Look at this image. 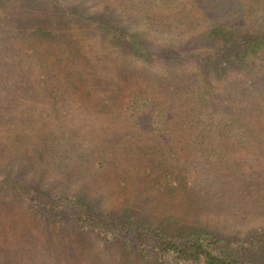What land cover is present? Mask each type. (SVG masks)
<instances>
[{"label":"rangeland","instance_id":"rangeland-1","mask_svg":"<svg viewBox=\"0 0 264 264\" xmlns=\"http://www.w3.org/2000/svg\"><path fill=\"white\" fill-rule=\"evenodd\" d=\"M184 2L0 0V72L12 74L0 92V183L16 180L24 187L30 183L49 189L52 197L81 198L89 216L112 229L130 220L184 236L206 228L221 236L222 248L230 254L241 255L245 264H264V245L253 243L246 248L236 245L249 238L255 228L264 226V150L256 144L240 146L228 156L229 166L232 165L235 173L230 170L222 171L220 176L214 173L198 176V171L193 169L190 184L197 191L167 194L149 183L146 186V161L138 160L141 154L136 147L128 149L137 144L118 145L128 133L102 129V124L98 123L102 115L95 116L91 104L99 103L101 98L96 95L98 89L92 88L93 81L84 82L88 93L79 90L81 94L77 97L54 99L48 94L49 86L36 81L39 77L34 73L36 68L30 73L29 81L26 80L37 88L36 94L34 91L25 94L24 88H17L20 79H14L19 78L17 74L29 75L31 57L39 62L37 68H59L63 64L57 61V56L67 60L76 48H79L80 59L83 55L92 60L104 55L105 65L98 66L104 72L112 68L119 75H126L128 91L121 96V104L129 100L130 89L147 86V82L159 85L161 80L173 76L165 72L173 63L166 54L158 57L159 64L129 63L126 53L114 52L111 30L106 25L111 21L130 29L149 31L150 44L157 52L169 47L189 54L187 61L172 68L175 78L182 73L193 74L199 71L196 62L200 56L196 54L205 46L206 32L202 24L195 25L194 30L182 28L181 34L174 29H155L165 17L174 24L175 16L168 11L176 10L174 4ZM255 3L259 10L235 23L242 24V29L250 33L264 31V0H255ZM63 17L66 20H62ZM104 17L110 19L101 21L107 19ZM226 18H230V13L221 23L235 22L233 18ZM39 28L43 31H38ZM83 64L88 65L85 61ZM125 65L128 66L124 68ZM246 68L239 66L229 70L241 74ZM257 79L261 81L255 82L245 96L250 101L263 102L264 75ZM11 196V191L0 189V264H70V260L79 261L81 254L87 264H110L111 261L147 264L150 258H153L151 264L160 263L152 253L137 263L131 262L127 253H124L125 258L118 257L117 248L108 252L109 247L95 233L78 236L77 240L74 233L69 240V233L60 228L59 235L48 241L47 231L41 225H32V212L26 204L16 206L13 202L19 200ZM55 240L60 241L58 247L54 246Z\"/></svg>","mask_w":264,"mask_h":264},{"label":"trees","instance_id":"trees-1","mask_svg":"<svg viewBox=\"0 0 264 264\" xmlns=\"http://www.w3.org/2000/svg\"><path fill=\"white\" fill-rule=\"evenodd\" d=\"M257 3L255 0H185L184 3L174 4L176 10L171 9L168 13L175 16V23H169L172 21L169 17L159 19L156 30L174 29L181 34L182 28L194 30L200 23L206 32L205 46L196 54L200 56L196 62L199 71L182 73L179 78H175L172 67L187 61L189 54L187 56L169 47L157 52L150 44L149 31L130 29L116 21L108 22L112 49L126 53L129 63L159 64L158 57L164 54L173 62L165 69L167 75H173L170 79L161 80L159 85L147 82V86L130 89L129 100L123 104L121 96L128 91L125 88L128 81L126 75H119L112 68L105 72L103 68L99 69L98 66L105 65L104 55L100 54L93 60L83 55L84 59H80L79 48L71 52L67 60L57 56V61L63 64L59 68H37L39 62H35L31 55L29 75L17 74L19 78L14 79H20L17 88H24L25 94L30 95L32 91L36 94L37 88L32 83V86L26 83L36 68L34 73L39 76L36 81L47 84L48 94L54 99L77 97L81 94L79 90L88 93L87 87H83L84 82L93 81L92 88L98 89L96 95L101 98L99 103L91 104L95 116L102 115L98 123L102 124V129L128 133L124 141H118V145L137 144L128 149L136 147L141 154L138 160L146 161V186L149 183L167 194H186L190 189L195 192L197 189L190 184L191 170H197L198 176L212 173L220 176L222 171L230 170L235 173L232 165L229 166L228 156L237 152L238 147L252 143L264 150V101H250L245 96L255 82L261 81L257 78L264 75V31L250 33L242 29V24H235L259 10ZM143 6L149 5L143 3ZM228 13L235 22L221 23ZM59 14L62 17V13ZM104 18L107 19L101 21L110 19ZM61 19L66 20L64 17ZM38 31L43 30L39 28ZM84 61L87 67L83 66ZM239 66H246L247 71L233 74L229 70ZM11 77L9 71L0 72V80L3 79L0 92L2 85ZM188 77L190 79L186 81ZM1 105L0 102V108ZM129 134L135 135L132 137ZM15 181H1L0 189L11 191L13 198L19 200L13 202L16 206L26 204L32 212V225H41L47 231L48 241L54 239L60 228H64V232L70 235L69 240L74 233L76 240L87 233L97 234L109 247L108 252L116 247L118 257L125 258L124 253H127L133 263L141 262V258L152 253L160 261L159 264H245L241 255L230 254L222 248L223 238L212 230L204 228L184 236L159 227L143 226L135 220L124 221L120 227L112 229L92 219L81 198L52 197L49 189L30 183L24 187ZM253 243L264 245V226L255 228L249 238L237 244L235 241L237 247L244 248ZM58 245L60 241L55 240L54 246ZM82 255L77 262L68 259L70 264H87ZM152 261L153 258L147 259V264Z\"/></svg>","mask_w":264,"mask_h":264}]
</instances>
